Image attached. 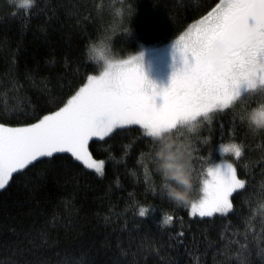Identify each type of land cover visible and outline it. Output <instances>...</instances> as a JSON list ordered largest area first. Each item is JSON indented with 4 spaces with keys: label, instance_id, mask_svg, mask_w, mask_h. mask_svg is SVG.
Returning a JSON list of instances; mask_svg holds the SVG:
<instances>
[{
    "label": "trees",
    "instance_id": "1",
    "mask_svg": "<svg viewBox=\"0 0 264 264\" xmlns=\"http://www.w3.org/2000/svg\"><path fill=\"white\" fill-rule=\"evenodd\" d=\"M220 1L35 0L22 10L0 0V123L30 125L66 104L101 69L93 42L108 41L113 55L175 44ZM256 96L200 118L192 133L173 130L191 150L193 200L219 146L242 148L234 168L245 188L227 215L193 216L167 199L155 141L127 126L89 142L103 175L70 154L13 175L0 190V264H264V130L246 120L264 104Z\"/></svg>",
    "mask_w": 264,
    "mask_h": 264
},
{
    "label": "snow or ice",
    "instance_id": "2",
    "mask_svg": "<svg viewBox=\"0 0 264 264\" xmlns=\"http://www.w3.org/2000/svg\"><path fill=\"white\" fill-rule=\"evenodd\" d=\"M34 4L35 0H19L18 7L28 10ZM215 41L224 43L228 51L220 70L203 59ZM175 49L184 66L172 73L170 85L162 91L147 80L136 56L117 61L101 75L88 76L87 84L63 107L35 123L22 127L0 123V190L14 174L57 154H70L86 169L103 175L105 162L95 160L89 151L94 138L104 140L116 129L133 125L152 138L161 130L173 131L228 110L241 99V85H246L248 93L264 89V0H221L175 41ZM157 96L163 100L159 106ZM242 151L235 143L222 146L223 153H234L237 158ZM244 188L245 181L238 178L232 164L226 173L209 167L202 195L190 204V214L201 218L227 215L233 209L230 198ZM147 211L141 208L139 215L144 217ZM171 220L172 216L166 217L164 224Z\"/></svg>",
    "mask_w": 264,
    "mask_h": 264
},
{
    "label": "clouds",
    "instance_id": "3",
    "mask_svg": "<svg viewBox=\"0 0 264 264\" xmlns=\"http://www.w3.org/2000/svg\"><path fill=\"white\" fill-rule=\"evenodd\" d=\"M88 54L92 63L102 62L104 68L101 74L117 62L109 42L104 39L90 44ZM227 55V46L215 41L210 50L204 54L203 59L214 69L220 70L224 67ZM246 120L253 132L264 130V104L252 108L247 113ZM183 126L186 127L187 132L192 133L196 130L197 121L184 123ZM152 138L156 143L155 170L166 181L164 195L177 206L190 205L193 202L194 177L189 144L178 139L173 135V131L168 129L161 130Z\"/></svg>",
    "mask_w": 264,
    "mask_h": 264
},
{
    "label": "rangeland",
    "instance_id": "4",
    "mask_svg": "<svg viewBox=\"0 0 264 264\" xmlns=\"http://www.w3.org/2000/svg\"><path fill=\"white\" fill-rule=\"evenodd\" d=\"M11 1L15 4V6L18 7L19 0H11ZM198 22H194V24H197ZM194 24H192V26ZM192 26H190V28ZM172 43L173 42H171V43L169 42L168 44L159 45L158 47H141V48L137 49L135 52L125 54V55H114V57H115L116 61H126V60H130L136 56L140 57V59L137 60V63L140 64L141 70L143 72H146L147 65L148 66L150 65L152 68L151 70L153 72V75L155 77L159 78L160 84L162 83L161 86L156 88V90L159 92V91H162L163 89L167 88L170 85L172 73L184 66L183 57L181 56V53L178 50H175V46H174L175 44H172ZM149 52H151V53L149 54ZM100 63H101V69L98 71V73L93 74L95 76L100 75L103 68H104L102 62H100ZM86 84H87V81L85 82V84L83 86H85ZM83 86H81V87H83ZM240 91H241V97H243V98H247L250 96V94L256 92V95H257L256 97L258 100L264 99V89H257L254 92L248 93L246 85H241ZM162 102H163L162 97L157 96L156 97L157 106L162 104ZM26 126H28V125H26ZM9 127H22V126H9ZM231 144H234V143H227V144H223V145L219 146L218 153H219L220 158L217 161H215L214 163H212L209 167H211L213 170H215L217 167H219L220 171L224 172V173H226L228 164H232L234 167V160L237 158V157H235L234 153L225 154L222 152V146H228ZM94 159L97 161L101 160V159H96V158H94ZM92 170H94V169H92ZM201 195H202V192H201ZM197 199H195V200H197ZM189 213H191L190 207H189Z\"/></svg>",
    "mask_w": 264,
    "mask_h": 264
},
{
    "label": "flooded vegetation",
    "instance_id": "5",
    "mask_svg": "<svg viewBox=\"0 0 264 264\" xmlns=\"http://www.w3.org/2000/svg\"><path fill=\"white\" fill-rule=\"evenodd\" d=\"M176 40H178V39H176ZM175 40V41H176ZM176 50V49H175ZM151 52H149V54H150ZM148 56V55H147ZM152 68H151V66L149 65H147V69H146V72H143L144 73V75H145V77L147 78V80L149 81V82H151V84H154L155 85V87L156 88H158L159 86H160V83H159V78H157V77H155L154 75H153V72H152V70H151Z\"/></svg>",
    "mask_w": 264,
    "mask_h": 264
},
{
    "label": "water",
    "instance_id": "6",
    "mask_svg": "<svg viewBox=\"0 0 264 264\" xmlns=\"http://www.w3.org/2000/svg\"><path fill=\"white\" fill-rule=\"evenodd\" d=\"M249 23L251 24V23H253V21L250 20Z\"/></svg>",
    "mask_w": 264,
    "mask_h": 264
}]
</instances>
